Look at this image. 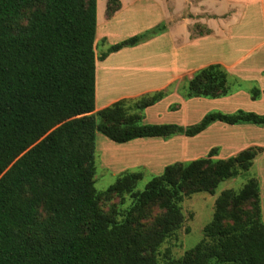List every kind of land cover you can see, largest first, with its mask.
<instances>
[{"label": "trees", "instance_id": "1", "mask_svg": "<svg viewBox=\"0 0 264 264\" xmlns=\"http://www.w3.org/2000/svg\"><path fill=\"white\" fill-rule=\"evenodd\" d=\"M106 1L112 17L121 1ZM97 2L0 0V264H264L255 178L239 192L220 194L204 240L184 257H173L170 248L160 251L179 239L185 197L214 194L223 181L248 172L262 155L259 149L217 161L212 149L207 158L167 166L142 191L138 171L122 173L105 191L96 189L97 133L126 144L195 137L217 122L264 127V114L242 109L209 112L189 126L145 124L144 112L167 97V90L95 112ZM35 5L20 27L26 8ZM162 30L157 26L115 44L100 59ZM253 91L259 99L260 90ZM178 93L185 100L228 97L229 74L220 64L209 65L184 80ZM115 197L121 205L126 197L131 203L122 214L105 213L101 202ZM151 207L161 214L145 224Z\"/></svg>", "mask_w": 264, "mask_h": 264}, {"label": "crops", "instance_id": "2", "mask_svg": "<svg viewBox=\"0 0 264 264\" xmlns=\"http://www.w3.org/2000/svg\"><path fill=\"white\" fill-rule=\"evenodd\" d=\"M120 1L121 8L113 15V18L145 2L147 10L153 16L158 15L154 14L157 12L154 8H159L160 15L156 18L160 20L156 21V24L158 23L157 26L163 25V30L160 34L137 46L125 47L118 52L110 53L104 60L96 55L95 112L122 99L136 98L172 87V92L162 101L147 108L146 113L158 107L166 99H171L173 104L180 102L178 108L181 110L178 112H185L187 106L194 103L192 101H199L203 98L184 100L178 93L180 84L186 79H191L198 70L212 64L222 65L229 74V80L232 78L234 83L238 81L237 85L245 87L246 91L259 89V98L262 99L264 94V0H212L214 11L199 14L200 16L193 18L196 19L193 21H188L186 15L181 14L186 9V0H178V4L176 0ZM98 6L99 1L97 2V30L99 32L102 23ZM106 22L104 21V24ZM163 22L164 24H161ZM240 24L243 27V35L234 36L233 30ZM198 25L203 27L202 31L193 30ZM105 34L107 33L97 35L96 49L100 40H108ZM208 57L217 59L206 62ZM240 86L228 97L212 99V103L226 101L241 93H247L240 89ZM98 101L101 105H98ZM170 106L168 105L167 110ZM194 114L195 124L205 116V113L198 115L194 112ZM250 126L227 125L218 128L223 133L228 132L229 135L225 134L227 138L205 145L204 152L217 146L222 147V151L228 150L230 156L255 145L264 150V138L256 136L247 138L242 135L241 132L245 130L249 132L255 130ZM214 127H217L215 123L195 137L183 136L182 138L194 142L195 146L198 140ZM178 139L174 137L170 143L174 144ZM191 148L189 149L190 155L200 154L192 151Z\"/></svg>", "mask_w": 264, "mask_h": 264}, {"label": "rangeland", "instance_id": "3", "mask_svg": "<svg viewBox=\"0 0 264 264\" xmlns=\"http://www.w3.org/2000/svg\"><path fill=\"white\" fill-rule=\"evenodd\" d=\"M98 1V9L102 25L99 28V32L97 30V35L105 32L107 33L105 35H107L108 38V40L102 39L99 41L96 49V55L98 57L107 52L111 46L121 43L135 35L145 33L151 28L153 29L158 24H156V21L160 20L156 18L158 15H160L159 8H154L155 11H157L154 12V14L158 15L153 16L152 13L147 10L148 7L146 6V4H144L145 2H141L139 3V5L127 9L117 18H113V16L110 18L106 15V0ZM211 1L212 0H186V9L185 11H182L181 14H185L188 21L196 20L193 18L199 17V14L214 11ZM176 3L178 4V0H176ZM36 8H38V5H35L31 8H26L23 13L22 20L19 22L20 27L26 25L29 15ZM161 14L163 15V13ZM104 21L107 22L104 24ZM161 24H164V22ZM202 28L203 27H200V25H198L195 26L193 30L199 29V31H202ZM233 32L234 36H242V25L240 24V26L236 27ZM215 59L217 58L208 57L206 62L214 61ZM229 84L232 90V94L235 93L234 91L238 89V85H236L232 81V78H230ZM172 88L167 89L169 94L172 92ZM240 89H243L247 93H241L239 95H236L233 99L220 101L217 103H212V99L204 98L199 99V101H192L194 103H190L189 107L187 106V108L185 109V112L181 111L180 113L178 111H180L181 109L178 107L181 103L179 102V104H176L174 102L173 104L171 99H166L160 105H158V107L150 109V111L147 113L145 111L143 122L145 124H178L181 126H189L195 124L193 118L195 117L194 112L198 113V115H201L202 113H205L204 115H206L207 113L214 111L234 113L237 110L242 109L258 114H264V94L262 99L259 98L257 100H254L253 96L251 95V93L254 92V89L251 90V92L246 91V88L243 86H240ZM98 105H101V103L99 102ZM168 105H171L169 110H167ZM174 110H176V112H174ZM198 122L199 121H197L196 123ZM215 124L217 127H214L211 131H209L201 139H199L196 143L197 145L195 144V146L194 142L187 141L186 139L182 138L183 136H175L179 139L175 141L174 146L173 143H170V141L174 137L167 140L162 138L138 139L126 144H117L106 138L103 134L97 133L95 150L96 174L94 177L96 189L98 191H105L110 186L116 183L118 177L122 173L126 171H138L143 174V179L138 183L137 191H142L154 177L161 175L167 166L174 163H188L199 158H207L209 152L212 149L204 152V146L213 144L220 139H225L227 138L226 135L228 134V132L224 131L223 133L222 131H220V129H218L227 125L223 123ZM250 127L255 130L250 131L251 133L249 132V130H245L244 132H241L242 135L247 138L253 136L264 138V127L253 125H251ZM190 148L192 151L199 152L200 154L190 155ZM249 148H253L257 151L259 149L261 150V153H263L264 151L262 147H259L257 145L248 147L245 150ZM213 149L217 154V156L213 157L214 161L220 159L227 160L232 157L230 156V154H228L227 149H225L227 151H222V147L220 146L214 147ZM240 152L236 153L235 155H238ZM252 178L257 179L259 182L261 195V221L264 223L263 154L257 160H255L253 166L248 172L239 174L235 178L223 181L215 190L214 194L200 192L185 197L182 203V211L185 217V223L183 229L180 231L179 239L178 241H172L170 243L164 244L161 247L160 251L164 253L168 248H170L173 257L182 258L186 255L187 252L198 246L204 240L203 230L205 226L208 225L213 219L215 203L220 194L223 191L230 189L234 190L235 192H239L248 182V180ZM121 202H123V200L119 197H115L108 202L103 201L101 202V209L105 213L109 214H115V211H117L118 214H122L123 211L130 205L131 201L129 197H126L124 205H121ZM146 213L147 217L143 220V222L145 224H150L159 214H161V211L157 209V207H151L146 210ZM40 218H46V214L45 212H43V210H41L40 212ZM187 228L189 229V232L186 231Z\"/></svg>", "mask_w": 264, "mask_h": 264}]
</instances>
